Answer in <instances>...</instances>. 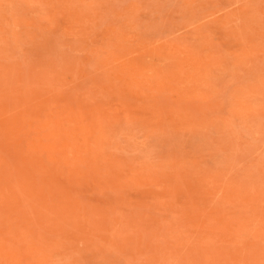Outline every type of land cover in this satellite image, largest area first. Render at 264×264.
I'll return each instance as SVG.
<instances>
[{
	"label": "rangeland",
	"instance_id": "rangeland-1",
	"mask_svg": "<svg viewBox=\"0 0 264 264\" xmlns=\"http://www.w3.org/2000/svg\"><path fill=\"white\" fill-rule=\"evenodd\" d=\"M0 264H264V0H0Z\"/></svg>",
	"mask_w": 264,
	"mask_h": 264
}]
</instances>
